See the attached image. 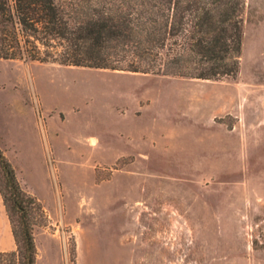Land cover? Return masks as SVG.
Masks as SVG:
<instances>
[{
    "label": "rangeland",
    "instance_id": "obj_1",
    "mask_svg": "<svg viewBox=\"0 0 264 264\" xmlns=\"http://www.w3.org/2000/svg\"><path fill=\"white\" fill-rule=\"evenodd\" d=\"M0 146L36 264H264V0L231 76L0 58Z\"/></svg>",
    "mask_w": 264,
    "mask_h": 264
},
{
    "label": "trees",
    "instance_id": "obj_2",
    "mask_svg": "<svg viewBox=\"0 0 264 264\" xmlns=\"http://www.w3.org/2000/svg\"><path fill=\"white\" fill-rule=\"evenodd\" d=\"M246 0H0V58L177 74L231 76ZM0 193L16 243L0 264H36L31 211H42L0 146Z\"/></svg>",
    "mask_w": 264,
    "mask_h": 264
},
{
    "label": "crops",
    "instance_id": "obj_3",
    "mask_svg": "<svg viewBox=\"0 0 264 264\" xmlns=\"http://www.w3.org/2000/svg\"><path fill=\"white\" fill-rule=\"evenodd\" d=\"M9 227L8 215L0 193V250L10 249L9 245H4L9 233Z\"/></svg>",
    "mask_w": 264,
    "mask_h": 264
}]
</instances>
